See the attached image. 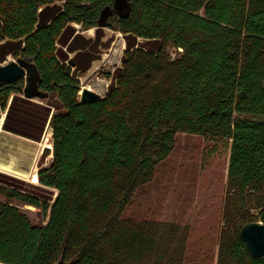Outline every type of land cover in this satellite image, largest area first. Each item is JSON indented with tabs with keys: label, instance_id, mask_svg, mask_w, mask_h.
Returning <instances> with one entry per match:
<instances>
[{
	"label": "trees",
	"instance_id": "obj_1",
	"mask_svg": "<svg viewBox=\"0 0 264 264\" xmlns=\"http://www.w3.org/2000/svg\"><path fill=\"white\" fill-rule=\"evenodd\" d=\"M114 2L0 0V62L28 64L57 99L54 153L38 171L55 202L0 183V264H54L62 252L75 264H181L186 228L123 215L179 133L232 140L217 264H264L240 237L245 223H264V0H128L126 15ZM108 6L122 63L103 96L82 101L79 73L100 58ZM24 88L25 77L0 83V113ZM9 115L5 129L31 136ZM12 200L51 208L46 226Z\"/></svg>",
	"mask_w": 264,
	"mask_h": 264
},
{
	"label": "rangeland",
	"instance_id": "obj_2",
	"mask_svg": "<svg viewBox=\"0 0 264 264\" xmlns=\"http://www.w3.org/2000/svg\"><path fill=\"white\" fill-rule=\"evenodd\" d=\"M81 32L93 38L96 34L95 28ZM103 32V43L99 47L100 58L88 70L79 73L81 89L90 88L101 96L108 91L112 74L121 65L126 46L122 32L109 27H105ZM169 51L172 57L180 52L175 48H170ZM13 60L20 61L9 55L6 62L0 63L4 65ZM29 79L31 85L26 90ZM37 81L35 71L27 74L23 93L15 94L13 99L10 97L7 108L0 113V129H5L3 125L10 114L8 122L11 128L28 133L31 135L27 136L29 138L53 145L50 117L57 108V99L54 95L39 91ZM26 91L32 96H26ZM46 116L48 119L44 121ZM34 121L39 123H33ZM231 142L227 138L179 133L169 157L157 165L153 179L137 190L123 212L127 218L179 226V230L186 228L188 245L184 248L181 264L218 262L220 235L226 223L223 213L229 197L227 180ZM37 162L38 171L47 166L42 150ZM10 168L13 172L6 170L10 174L0 171V182L52 203L54 188L21 179L16 176L19 171L11 166ZM0 199L6 200L2 195ZM12 203L18 205L34 225L46 222L48 216L43 210L16 200H12Z\"/></svg>",
	"mask_w": 264,
	"mask_h": 264
},
{
	"label": "water",
	"instance_id": "obj_3",
	"mask_svg": "<svg viewBox=\"0 0 264 264\" xmlns=\"http://www.w3.org/2000/svg\"><path fill=\"white\" fill-rule=\"evenodd\" d=\"M114 9L120 15H126L130 11V4L128 0H115ZM111 12L112 10L110 6L105 7L102 10L101 17L99 19L100 27H106L107 24L106 20L108 14ZM26 66H28L27 67L28 69L26 68ZM34 71L35 70L31 66L25 64L21 60L20 61L13 60L4 65L0 63V83L15 81L22 77H26L28 73L31 74ZM30 85H31V80L29 79L26 90L28 89V87H30ZM80 95L82 101L93 100L101 97L99 93L93 91L90 88H83ZM26 96L31 97L32 95L26 91ZM42 152H43L44 163H47V159L51 157L54 153V146L45 145L43 146ZM56 196L54 197L51 203V208L55 202ZM51 208L47 220L43 224V226H46V224L48 223L51 213ZM240 237L245 242L248 252L254 258L264 257V223L262 221L256 220L245 223L240 230ZM76 261H77V256H74L70 260H66L64 257V252H62L54 264H75Z\"/></svg>",
	"mask_w": 264,
	"mask_h": 264
},
{
	"label": "bare ground",
	"instance_id": "obj_4",
	"mask_svg": "<svg viewBox=\"0 0 264 264\" xmlns=\"http://www.w3.org/2000/svg\"><path fill=\"white\" fill-rule=\"evenodd\" d=\"M45 145H50L45 141L29 138L22 134H17L3 128L0 129V170L19 171L17 177L28 180L34 184H41L38 180V157ZM51 146V145H50ZM5 157V158H4ZM11 161V165H10ZM57 190H55V196ZM54 196V197H55ZM40 197V196H39ZM31 207H34L30 205Z\"/></svg>",
	"mask_w": 264,
	"mask_h": 264
},
{
	"label": "crops",
	"instance_id": "obj_5",
	"mask_svg": "<svg viewBox=\"0 0 264 264\" xmlns=\"http://www.w3.org/2000/svg\"><path fill=\"white\" fill-rule=\"evenodd\" d=\"M11 132H13V131H11ZM14 133H16V132H14ZM17 134H19V133H17ZM0 171L3 172V173H8V172L2 171V170H0ZM8 174H10V173H8ZM0 183H2V182H0Z\"/></svg>",
	"mask_w": 264,
	"mask_h": 264
},
{
	"label": "built area",
	"instance_id": "obj_6",
	"mask_svg": "<svg viewBox=\"0 0 264 264\" xmlns=\"http://www.w3.org/2000/svg\"><path fill=\"white\" fill-rule=\"evenodd\" d=\"M181 50V49H180ZM83 89V88H82ZM82 89H81V91H80V93L82 92Z\"/></svg>",
	"mask_w": 264,
	"mask_h": 264
}]
</instances>
